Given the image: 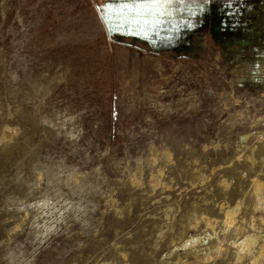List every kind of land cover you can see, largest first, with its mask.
I'll list each match as a JSON object with an SVG mask.
<instances>
[{
    "label": "rangeland",
    "instance_id": "obj_1",
    "mask_svg": "<svg viewBox=\"0 0 264 264\" xmlns=\"http://www.w3.org/2000/svg\"><path fill=\"white\" fill-rule=\"evenodd\" d=\"M254 181L264 0H0V264H264Z\"/></svg>",
    "mask_w": 264,
    "mask_h": 264
},
{
    "label": "bare ground",
    "instance_id": "obj_2",
    "mask_svg": "<svg viewBox=\"0 0 264 264\" xmlns=\"http://www.w3.org/2000/svg\"><path fill=\"white\" fill-rule=\"evenodd\" d=\"M253 188H254V193L257 196H260L264 191V185L259 183L258 181H254L253 182ZM233 215H234V209L232 208H228L226 211H224V224L227 226H230L233 224L234 219H233ZM255 239L253 236H247L246 238H244L239 245L236 247V255L237 258L240 259L244 254H249L251 251V248H253L254 244H255ZM199 240V239H198ZM191 242L194 244L197 242V238L196 239H191ZM190 242V243H191ZM235 244V243H234ZM259 248V247H258ZM262 249V248H261ZM260 249V251H258V253H256L255 255H252L251 257V264H257V261L261 258V255L263 254V251ZM264 249V248H263ZM259 250V249H258ZM257 252V251H256ZM252 253V252H251ZM246 256V255H245ZM207 258V257H206ZM261 260V259H260ZM259 260V261H260ZM260 263V262H259Z\"/></svg>",
    "mask_w": 264,
    "mask_h": 264
},
{
    "label": "snow or ice",
    "instance_id": "obj_3",
    "mask_svg": "<svg viewBox=\"0 0 264 264\" xmlns=\"http://www.w3.org/2000/svg\"><path fill=\"white\" fill-rule=\"evenodd\" d=\"M152 2L157 3V2H159V0H152Z\"/></svg>",
    "mask_w": 264,
    "mask_h": 264
}]
</instances>
